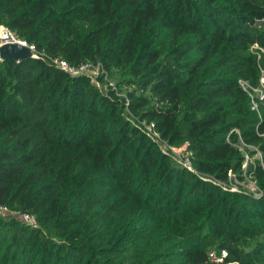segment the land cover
Returning <instances> with one entry per match:
<instances>
[{"label":"trees","instance_id":"trees-1","mask_svg":"<svg viewBox=\"0 0 264 264\" xmlns=\"http://www.w3.org/2000/svg\"><path fill=\"white\" fill-rule=\"evenodd\" d=\"M257 21L264 0H0L43 55L0 60V205L36 221L0 216V264H264V106L238 84L264 79ZM142 123L215 180L246 164L262 196L182 168Z\"/></svg>","mask_w":264,"mask_h":264},{"label":"built area","instance_id":"built-area-1","mask_svg":"<svg viewBox=\"0 0 264 264\" xmlns=\"http://www.w3.org/2000/svg\"><path fill=\"white\" fill-rule=\"evenodd\" d=\"M264 21H257V25H260ZM6 44H18L28 48L31 52V59H37L43 57L42 54H39L35 51L33 45H28L25 41H22L16 37V35L9 29L0 26V46ZM255 48V47H253ZM51 64L54 65L57 69L65 72L66 74L73 77H87L91 82L98 88H100L99 78L104 76L106 78V73L103 70L101 64H92V63H83L77 67L69 65L66 61L62 59H51ZM239 86L243 91L247 93L251 102V109L258 113L259 105L264 106V79H260L259 87L257 89H252L246 82L240 80L238 81ZM112 85V84H110ZM113 86V85H112ZM140 130L153 142L158 144L161 151L171 155L174 161L181 166L182 168L187 169L189 172H192L198 175L202 180L210 182L216 186H219L223 191L236 192L239 191L240 187H244L249 194H252L255 197H261L262 191L256 186L255 182L250 180V177L245 175L246 164L243 165L245 181L239 180L237 176L229 171L227 174V181H218L211 177L206 176L205 174L199 173L195 170L192 165V152L189 151L186 147H175L169 145L164 141L158 132L155 130L153 123H142L140 125ZM238 134V131H235ZM240 150L243 151L242 147ZM245 153V152H244ZM246 160H248L247 155L245 154ZM260 158L261 155L258 154ZM0 216L3 218L16 217L22 223L36 227L35 219L26 213L13 212L7 209L4 206L0 205ZM227 257L226 250H212L208 254V259L211 264H225V258Z\"/></svg>","mask_w":264,"mask_h":264},{"label":"water","instance_id":"water-1","mask_svg":"<svg viewBox=\"0 0 264 264\" xmlns=\"http://www.w3.org/2000/svg\"><path fill=\"white\" fill-rule=\"evenodd\" d=\"M5 59H12L16 62H20L26 59H31V52L28 48L18 44L1 45L0 60H5Z\"/></svg>","mask_w":264,"mask_h":264},{"label":"rangeland","instance_id":"rangeland-1","mask_svg":"<svg viewBox=\"0 0 264 264\" xmlns=\"http://www.w3.org/2000/svg\"><path fill=\"white\" fill-rule=\"evenodd\" d=\"M254 158H255V156H254Z\"/></svg>","mask_w":264,"mask_h":264}]
</instances>
